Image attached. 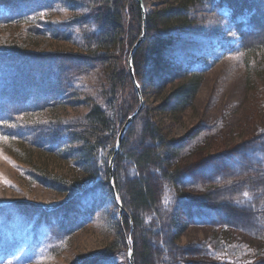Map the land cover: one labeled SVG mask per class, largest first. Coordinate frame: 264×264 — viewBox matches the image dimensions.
Here are the masks:
<instances>
[{
  "label": "rangeland",
  "instance_id": "374dc122",
  "mask_svg": "<svg viewBox=\"0 0 264 264\" xmlns=\"http://www.w3.org/2000/svg\"><path fill=\"white\" fill-rule=\"evenodd\" d=\"M128 1L118 9L121 34L100 57L93 54L99 1L0 0V64L13 61L17 69L4 74L12 92L0 93V264H129L133 230L121 221L131 211L114 184L113 163L109 179L108 161L123 114L140 100L123 138L147 119L179 148L170 169L180 180L158 183L157 208L176 210L181 229L170 231L152 211L143 218L154 263L197 264L189 259L202 254L203 264H264V174L256 170L264 148L253 140L264 129V47L243 51L227 10L193 1L181 28L158 19L146 31L145 23V37L167 41L162 61L143 69L140 100L130 75L118 83L112 109L107 74L126 67L116 56L142 31V16L135 25L130 9L139 5ZM140 2L146 21L180 0ZM191 79L190 102L177 104L173 92ZM95 105L107 109L110 123L85 158L81 137ZM128 163L116 168L120 186L132 177Z\"/></svg>",
  "mask_w": 264,
  "mask_h": 264
},
{
  "label": "trees",
  "instance_id": "16d2710c",
  "mask_svg": "<svg viewBox=\"0 0 264 264\" xmlns=\"http://www.w3.org/2000/svg\"><path fill=\"white\" fill-rule=\"evenodd\" d=\"M101 3V12L98 14L99 27L101 28V33L98 37L94 39V46H96L93 54L99 53V56H105L107 50L112 49L117 37L121 34L123 29V20L119 16L118 9H123L125 4H129L128 0H95ZM196 0H180L179 3L173 4L174 7H169L163 9L156 13L152 17H148L145 21L146 31L151 29V21L161 19L165 22L173 21L179 24V27H183L187 23V15L185 12L191 3ZM202 1V0H201ZM209 3L212 8H225L228 11V19L233 28L239 35L241 42L240 46L243 51L254 52L258 48L264 47V0H203ZM133 2V1H132ZM133 4V3H132ZM130 5L132 9V16H134L135 25H138L139 20H141V11L139 7H134ZM136 5V4H135ZM139 8V9H138ZM135 36L127 50L120 51L117 55V59L123 61L125 58L128 59L130 50L132 49L134 43L136 42L139 34ZM167 47V41L158 36L145 37L144 40L134 48L132 53V71L136 82H139L141 74L145 66L152 65L156 69L162 61V53ZM107 54V53H106ZM16 63V62H15ZM13 61L9 64L2 63L0 67V73L4 78L0 81V93L7 96L12 88L13 81L11 78H7V74L11 71H17L16 64ZM126 67L112 69L107 74V83L111 91V99L109 100V107L112 109L116 105L117 99V84L128 79L129 74ZM264 73V70H261ZM6 74V75H4ZM14 77V74L12 78ZM196 79H191L188 84L181 85L174 92L173 96L176 98V103L180 105L188 104L194 94ZM10 89V90H9ZM13 90V89H12ZM12 92V91H10ZM112 105V106H111ZM135 110V109H134ZM133 110V111H134ZM129 113V112H128ZM132 113V112H131ZM123 119L120 124L128 117V114H123ZM89 126L86 131H84L81 140L83 145L81 150L85 158L92 155L93 144L90 141L93 139H100L101 134L110 123V119L107 115V109L95 105L88 113ZM119 126V128H120ZM117 129V133L118 130ZM108 131L110 129H107ZM116 132L114 138L109 136L108 139L113 138V144L116 140ZM130 137L123 138L119 147L122 153H117L114 157L113 166V178H115V185L120 189V194L122 196L124 204L131 211V215L126 216L122 219V225L128 232L129 229L132 232V247L133 255L135 258V264H155L150 255V248L146 242L145 236H149V231H145L143 235V229L145 230V224L143 218L152 211L157 220H161L166 224L167 229L170 231L174 229H181L177 224V213L168 212V210H158L157 202L159 200V186L158 183L166 182L169 185H175L179 182V171L171 170L170 163L174 159L177 153L178 147H174L172 142H165L159 135L158 129L147 119H143L140 122L139 133L135 135L134 129L128 133ZM255 138L253 139L261 147L264 148V129H258L255 132ZM112 135V134H111ZM135 138V139H134ZM134 141V142H133ZM113 152V147L111 148ZM127 160L129 165L132 167L133 174L132 177L121 181V186L119 182V175L117 173L118 166L122 160ZM207 162V161H206ZM257 164L259 162H256ZM149 170L152 172V176L159 177L157 179L156 189L154 185L151 184V177L149 175ZM258 172L264 174V164L259 165ZM255 170L256 173H258ZM162 180V181H161ZM170 190V187H168ZM220 209L229 214L231 213L230 207L220 206ZM157 241V238H155ZM173 251V250H172ZM192 254L196 253V250L190 248ZM180 253L187 254L188 251H180ZM179 254V253H176ZM200 255V254H199ZM203 255L200 258L189 259L197 262V264H203ZM179 258L183 259L180 254ZM193 258V257H191ZM208 260V259H207ZM261 264V263H259Z\"/></svg>",
  "mask_w": 264,
  "mask_h": 264
},
{
  "label": "water",
  "instance_id": "95a60500",
  "mask_svg": "<svg viewBox=\"0 0 264 264\" xmlns=\"http://www.w3.org/2000/svg\"><path fill=\"white\" fill-rule=\"evenodd\" d=\"M139 7H140V11H141V16H142V31H141V34L140 36L137 38L136 42L134 43L132 49L130 50L129 52V55H128V59H127V69H128V73L130 75V78H131V81L137 91V94H138V98L140 100V94H139V90H138V84L136 83V80L134 78V75H133V71H132V53L134 51V48L137 47L143 40H144V37H145V16H144V13H143V8H142V5H141V2L140 0H136ZM141 109V100L139 101V105L137 107V109L131 114L129 115L126 120L124 121V123L121 125L120 129H119V132L116 136V140H115V143H114V147H113V152L109 158V161H108V173H109V179L112 181V163H113V159L115 157V155L117 154L118 150H119V147H120V143H121V140L126 132V130L128 129V127L130 126V124L132 123L133 119L137 116L138 112L140 111ZM110 186H111V190H112V193H114V187L112 185V183H110ZM118 205V208H119V211H120V214L122 213V209H121V206L119 204ZM126 254H127V260H128V263L129 264H133V251H132V244H129L128 242H126Z\"/></svg>",
  "mask_w": 264,
  "mask_h": 264
}]
</instances>
